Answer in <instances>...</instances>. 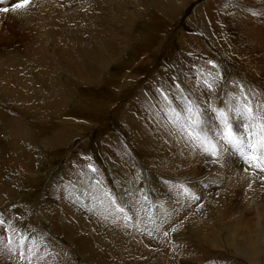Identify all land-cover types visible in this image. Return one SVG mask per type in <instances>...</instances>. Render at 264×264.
I'll return each mask as SVG.
<instances>
[{"label": "rangeland", "instance_id": "374dc122", "mask_svg": "<svg viewBox=\"0 0 264 264\" xmlns=\"http://www.w3.org/2000/svg\"><path fill=\"white\" fill-rule=\"evenodd\" d=\"M107 1L31 0L26 10L13 11L21 0H0V9H9L0 10V111L23 124V133L28 131L31 134V141L21 143L26 152L35 153L33 158L40 165L33 176L8 170L2 182L7 196L12 194L8 197L2 195L5 199L1 202L5 203L0 204V213L23 216V227L31 226L49 233L51 243L61 253V264H147L146 261L148 264L264 263V241L258 234L260 224L255 216V206H250L254 208L250 212L244 206L249 200L250 190L264 201V185L258 180L250 189L251 176H246L237 167L221 170L223 173L219 174L218 165L206 164L200 155H190L185 151L181 156L179 148L163 143L154 127L144 118L148 96L152 95L158 80L163 78L173 83L169 77L176 76V82L190 89L194 87L192 66L210 68L205 64L208 59L219 63L231 80H240L262 90L264 0H166L178 10L172 15L166 13L167 7H161L154 0ZM196 4H202L201 16L194 23L192 19L186 21L187 14ZM219 10L227 12L232 19L218 14ZM235 12L241 13L239 18H233ZM206 13L210 19H204ZM218 15L221 16L219 20ZM52 20L61 21L63 28L55 40H50L48 35L51 30L48 22ZM233 21L242 30L235 27ZM215 22L219 31L213 28ZM184 35L195 38L198 43H190V48L181 46L180 40ZM141 39L148 40L149 46L144 47ZM39 44L43 46L38 48ZM100 44L108 46L106 56L110 55L111 61L107 67H102L95 57L87 53L93 48L95 55L101 54ZM143 50H146V56L141 55ZM83 106L87 107L86 110ZM66 121L77 124L78 129L70 127ZM45 127H49L52 137L62 134L53 148H47L46 144L42 147L41 140L48 134ZM14 139L17 137L10 129L0 128V140L7 142L3 144L4 150L9 151ZM81 154L94 156L93 162L109 183L114 179H130L135 175L132 167L135 164L152 187L161 189L165 202L168 193L162 179L191 177L204 180L209 184L207 189H202L200 203L204 207L196 210L193 206L181 212L182 216L186 214L187 221L185 227L172 236V241L162 234L149 239L132 229L100 225L95 218L77 212L66 202L59 204L58 199L46 190L56 174L58 181L66 178L64 183L73 182L68 172ZM13 155L6 153L4 159L7 162L3 159L0 164L8 167L9 158ZM67 167H70L68 172ZM58 172H64L65 177H59ZM242 180L246 183H240ZM216 208L223 212L218 217L214 215ZM260 209L263 214L264 208ZM29 220L35 225L26 223ZM262 220L264 222V214ZM54 227H70L74 237L90 236L98 240L94 247L96 252H100L101 260L86 259V255L71 243L73 236L69 239L65 234L58 235ZM214 227H220L218 232ZM187 230L201 236L203 242L189 238L185 234ZM0 235H4L3 229H0ZM242 247L243 253H232L233 249L242 250ZM0 264H13V261L6 253L0 252Z\"/></svg>", "mask_w": 264, "mask_h": 264}, {"label": "snow or ice", "instance_id": "6c2138e0", "mask_svg": "<svg viewBox=\"0 0 264 264\" xmlns=\"http://www.w3.org/2000/svg\"><path fill=\"white\" fill-rule=\"evenodd\" d=\"M30 5L31 0H21L12 10H26ZM205 64L210 68L192 66L194 87L190 89L176 82V76L169 77L173 83L158 80L152 95L145 93L149 103L144 118L163 143L179 148L181 156L185 151L200 155L206 164L218 165L219 170L237 167L252 177L250 189L258 180L264 185V90L229 80L213 59ZM79 161L84 163L72 165L74 171L79 169V183L69 180L66 184L62 178L55 187L56 198L77 212L87 213L97 223L132 229L149 239L162 234L172 241L185 225L187 217L181 212L193 206L196 210L204 207L200 203L202 189L209 187L204 180L162 179L168 193L165 202L161 189L152 187L135 164V175L130 179L109 183L92 156L81 154ZM24 219L0 213V229L4 232L0 235V252L6 253L13 264H61V253L51 243L50 234L23 227Z\"/></svg>", "mask_w": 264, "mask_h": 264}, {"label": "bare ground", "instance_id": "6f19581e", "mask_svg": "<svg viewBox=\"0 0 264 264\" xmlns=\"http://www.w3.org/2000/svg\"><path fill=\"white\" fill-rule=\"evenodd\" d=\"M106 1V0H105ZM110 1V0H109ZM109 1H107V2H109ZM168 1V0H167ZM116 2V1H115ZM114 2V3H115ZM118 2H120V1H118ZM148 2H150V1H148ZM154 2H157L159 5H161V7L162 6H164V7H167V8H165L166 10H167V12L166 13H169V15L171 14H173V13H175V12H177L178 10L176 9V7L173 5V4H171L170 2H166V0H154ZM141 3V2H140ZM245 3V2H244ZM106 4V3H105ZM110 4V3H109ZM130 4V3H129ZM116 5H117V2H116ZM202 4H196L195 5V7L192 9V11H191V13H188L187 15H188V18L186 19V21H189L190 19H192V23H194L193 21H195V20H198L199 19V16H201V10H202V6H201ZM215 6H217V5H215ZM247 6V5H246ZM117 7V6H116ZM163 7V8H164ZM246 8V7H245ZM32 9V8H31ZM37 9V8H36ZM115 9V8H114ZM181 9V8H180ZM204 9V8H203ZM215 9V8H214ZM114 11H116V10H114ZM131 11V10H130ZM139 11V10H138ZM209 12V11H208ZM223 11L222 10H219V12H218V14L220 13V15H224L227 19L228 18H231L232 19V17H231V15H228L227 16V12H224V13H222ZM210 13V12H209ZM132 14V13H131ZM136 14V13H135ZM229 14V13H228ZM32 15V14H31ZM159 15V14H158ZM168 15V14H167ZM213 15V14H212ZM220 15H218V20L221 18V16ZM239 15H241V13L240 12H235V14L233 15V18H235V17H237V18H239ZM197 16H198V18H197ZM211 16V15H210ZM214 16H215V14H214ZM220 16V17H219ZM140 17H141V15H140ZM156 17V16H155ZM154 17V18H155ZM251 17V16H250ZM33 18V17H32ZM158 18V17H157ZM156 18V19H157ZM161 18V17H160ZM206 18H209V16H208V14L206 13V17H204V19H206ZM225 18V19H226ZM140 19V18H139ZM210 19V18H209ZM227 19H226V22H227ZM164 20V19H163ZM159 21V20H158ZM167 21H168V19H167ZM60 22L61 21H57V22H55V21H50V22H48V24H51L50 26H51V30L49 31V33H48V35H49V39L50 40H53V38H54V40H55V38H57V36H58V34L59 33H62L63 32V28L61 27V24H60ZM160 22V21H159ZM225 22V23H226ZM22 23V22H21ZM45 23V22H44ZM198 23V22H197ZM34 24V23H33ZM42 24V23H41ZM229 24V23H228ZM233 24L235 25V27H237L238 29H240V30H242V28H239V26H238V24H237V22L236 21H233ZM183 25V24H182ZM191 25V24H190ZM197 26V25H196ZM204 26V25H203ZM224 26V25H223ZM222 26V27H223ZM49 27V26H48ZM218 27H219V25L217 24V22H215L214 24H213V28H214V30L215 29H217L218 30ZM225 27V26H224ZM223 27V28H224ZM228 27V26H227ZM247 27V26H246ZM43 28V27H42ZM212 28V27H211ZM220 29H222L221 28V26H220ZM231 29V28H230ZM235 29V28H234ZM243 29L244 30H247V28H245V27H243ZM250 30V29H249ZM92 31H94L93 29H92ZM219 31V30H218ZM97 32V31H96ZM209 32H210V30H209ZM92 33V32H91ZM221 33V32H220ZM252 33V32H251ZM255 33V32H254ZM253 33V34H254ZM76 34V33H75ZM27 35V34H26ZM61 36V35H60ZM217 36V35H216ZM34 37V36H33ZM46 37H48V36H46ZM143 37V36H142ZM147 37V36H146ZM254 37H255V34H254ZM263 37V36H262ZM59 38V37H58ZM217 38V37H216ZM256 38V37H255ZM259 39V38H258ZM94 40V39H93ZM142 40V39H141ZM144 40V47L146 46H149V43H148V40L146 41L145 39H143ZM142 40V41H143ZM252 40H254V39H252ZM82 41V40H81ZM83 42V41H82ZM86 42V41H85ZM193 42H196V39L195 38H191V37H188V36H183L182 38H181V40H180V45L181 46H186V47H189L190 48V43H193ZM213 42H215V41H213ZM254 42V41H253ZM40 43V42H39ZM48 43V42H47ZM54 43V42H53ZM196 43H198V42H196ZM49 44V43H48ZM114 44V43H113ZM257 44H258V41H257ZM38 45V44H37ZM40 46H37L38 48H40L41 46H43V45H41V44H39ZM54 45V44H53ZM150 45H152L151 43H150ZM13 46V45H12ZM111 46V45H110ZM120 46V45H119ZM259 46V45H258ZM50 47V46H49ZM90 47V46H89ZM194 46H192L191 48H193ZM99 48H101V50H102V53L101 54H99L98 53V56L97 55H95V53H94V49L93 48H91V49H89L88 51H87V53L91 56V57H95V59L97 60V62H98V64H100V65H102V67H107L109 64H110V61H111V57H109L108 55V57L106 56V52L108 51V46H107V44H104V45H102V44H100V47ZM198 48V47H197ZM262 48H263V44H262ZM50 49V48H49ZM40 50V49H39ZM46 50V49H45ZM45 50H43V51H45ZM52 50V49H51ZM185 50V49H184ZM202 50V49H201ZM100 51V50H99ZM197 51V50H196ZM117 52V51H116ZM199 52V51H198ZM49 53V52H48ZM47 53V54H48ZM110 54V53H109ZM141 55H143V56H146V50H143L142 51V54ZM52 56V55H51ZM175 56V55H174ZM173 56V57H174ZM103 57V58H102ZM194 57V56H193ZM169 58V57H168ZM212 58V57H211ZM198 60V59H197ZM171 62V61H170ZM225 64V63H224ZM2 65V64H1ZM125 65V64H124ZM128 67V66H127ZM230 68H231V66H230ZM232 69V68H231ZM230 69V70H231ZM92 70H94V68L92 67ZM225 71V70H224ZM26 75V74H25ZM59 79V78H58ZM255 79V78H254ZM229 80H231V78L229 77ZM119 81V80H118ZM254 81V80H253ZM258 82V81H257ZM194 85V84H193ZM255 86H257V85H255ZM113 87V86H112ZM258 88V87H257ZM260 89H262V90H264V86H261L260 87ZM259 90V89H258ZM13 91V90H12ZM26 92V91H25ZM14 93V92H13ZM21 93V92H20ZM21 95V94H20ZM19 95V96H20ZM29 95V94H28ZM111 101V100H110ZM82 105V104H81ZM83 108L86 110V108L87 107H84L83 106ZM121 110H122V108H121ZM123 111V110H122ZM63 121H65V120H63ZM71 122V121H70ZM70 122H67L66 121V123H68L69 124V126L70 127H74V128H77L78 129V125L77 124H74V123H70ZM43 123H44V121H43ZM132 123V122H131ZM51 127V126H50ZM135 127H136V125H135ZM0 128L1 129H3V130H5V131H8L9 129L11 130V132L13 133V134H15L16 135V137H17V139H14L12 142L13 143H10V146H9V151H7V150H4V147H3V144L5 145V143H7V142H4V141H2V140H0V162L4 159V157H5V155H6V153H9V152H11V154H14L13 156H11L10 158H9V166L7 167V165H5L4 166V164H3V166H2V163H3V161H2V163L0 164V204L1 205H3V203H5V202H1V199L2 200H4L5 198H2V197H4V196H2V195H5V196H7V189H5V183L4 182H2V178H4L5 177V175H6V173L8 172V170H14L15 172H17L18 174H23V173H26V174H28V175H31V176H33L34 175V172L36 171V169L37 168H39L40 167V165H39V163H37V161H36V159H34L33 158V156H34V154H29L28 152H26L25 150H24V146H23V142H26V141H31L33 138H30V137H32L31 136V134L28 132V131H25L24 133H23V131L25 130V127H24V125L23 124H21L19 121H17L16 120V118L14 119V118H12L10 115H8V114H6L5 112H1L0 111ZM45 128H47L46 130L48 131V134H47V137L45 138V139H42L41 140V144H42V147H44L45 146V144H46V146H47V148H51V146H52V148L53 147H55L54 146V143H56L57 141H60V139H61V136L60 135H62L61 133H58L55 137H52L50 134H49V127H45ZM137 128H139V127H137ZM142 131V130H141ZM58 131H56V133H57ZM60 132V131H59ZM140 132V131H139ZM35 134V133H34ZM36 138V137H35ZM30 139V140H29ZM36 140V139H35ZM115 140V139H114ZM21 141H22V143H21ZM55 141V142H54ZM116 141V140H115ZM138 141V140H137ZM143 141H144V139H143ZM16 144H15V143ZM20 142V143H19ZM115 143V142H114ZM8 144H9V142H8ZM113 144V143H112ZM131 144V143H130ZM64 145V144H63ZM138 145V144H137ZM37 146V145H36ZM34 147V146H33ZM101 149V148H100ZM53 150V149H52ZM56 150V149H55ZM101 151V150H100ZM92 154V153H91ZM48 155V154H47ZM94 157V156H93ZM75 158V157H74ZM128 158V157H127ZM73 159V158H72ZM122 159V158H121ZM7 160V159H6ZM123 160V159H122ZM4 161H5V159H4ZM70 161V160H69ZM5 162H7V161H5ZM82 162V161H81ZM76 163H79V161L77 160L76 161ZM122 163V165H123V162H121ZM8 164V163H7ZM66 166V165H65ZM5 167V168H4ZM72 167V166H71ZM219 167V166H218ZM70 167H67L66 168V171L68 172V169H69ZM234 168H236V167H234ZM214 169V168H213ZM213 169H211V170H213ZM215 169H216V167H215ZM211 170H210V172H211ZM216 170H218V169H216ZM79 171V169L77 168L75 171H74V169L73 168H71L70 170H69V172L68 173H70V175L72 176V179H73V182H75V183H79V180H78V175L76 174L77 172ZM122 171V170H121ZM220 172H219V174L220 173H223L221 170H219ZM125 172V171H124ZM59 173V172H58ZM208 173V172H207ZM227 173V172H226ZM235 173H236V171H235ZM35 174H37V173H35ZM210 174V173H209ZM233 174V173H232ZM237 174L238 175H241L240 173H238L237 172ZM68 176H69V174H67ZM67 175H66V177H67ZM40 176V175H39ZM62 176H64V172H61V173H59V177H62ZM70 176V177H71ZM75 178H74V177ZM219 176V175H218ZM227 176V175H226ZM65 177V176H64ZM222 177H223V175H222ZM240 177V176H239ZM233 178V177H232ZM243 178V177H242ZM66 179V178H65ZM68 179V178H67ZM129 179V178H128ZM252 179V177L249 179V180H251ZM34 180L35 181H37L38 180V178L37 177H35L34 178ZM75 180V181H74ZM57 182H58V179H57V174H56V176L50 181V183H49V185H47V187H46V190H47V193L50 195H53V196H55L56 197V192H55V187H56V184H57ZM227 183V182H226ZM240 183H246V182H243V180L242 181H240ZM214 184H215V182H214ZM244 186H246V184L245 185H243V187ZM228 187V186H227ZM234 187V186H233ZM7 188V187H6ZM220 188V187H219ZM3 189H5L6 190V193H4V190ZM10 189V188H9ZM12 190V189H11ZM221 190H223L222 188H221ZM9 192V191H8ZM11 192V191H10ZM4 193V194H3ZM11 194H12V192H11ZM10 194V195H11ZM10 195H8V196H10ZM205 195V194H204ZM222 195V194H221ZM7 196V197H8ZM8 199V198H7ZM248 202L247 203H245L244 204V206H245V210L246 211H248V212H250V210H252V209H256V213H255V216H256V218H257V221H258V224H260V227H259V237H260V239L261 240H263L264 241V222H263V220H262V216H263V214H262V212H260L259 210H261L260 209V207H262V208H264V201L263 200H261L260 201V198L257 196V197H255V195L254 194H252V191L250 190V196L248 197ZM220 200H222V199H220ZM59 201V204L61 203V200H58ZM230 202H231V200H229ZM214 202V201H213ZM221 202V201H220ZM246 202V201H245ZM43 203V202H42ZM228 203V202H227ZM45 204V203H44ZM221 204V203H220ZM251 205H254L255 207L254 208H250V206ZM43 209H44V207H43ZM222 210H223V208H222ZM205 212H207L208 213V211H205ZM203 213V212H202ZM210 213V212H209ZM223 212L221 211V210H218L217 208H216V211H215V213H214V215L216 216V217H218L220 214H222ZM23 215V214H22ZM70 216V215H69ZM202 216H205V215H202ZM215 216H214V218H215ZM229 217H231V215H229ZM36 217H34V219H35ZM193 218H194V216H193ZM192 218V219H193ZM220 218V217H219ZM219 218H217V220L219 219ZM224 218V217H223ZM228 218V217H227ZM50 219H52V218H50ZM191 219V218H190ZM209 219V218H208ZM216 219V218H215ZM201 220V219H200ZM207 220V219H206ZM226 220V219H225ZM58 221V220H57ZM62 221H63V219H62ZM81 221V220H80ZM187 221V220H186ZM212 221V220H211ZM215 222V221H214ZM26 223H28L29 225H35L34 223H33V221L32 220H29V222H27L26 221ZM52 223V222H51ZM190 223V222H189ZM217 223H220L219 221L217 222ZM193 224H195V222L193 223ZM213 224V223H212ZM101 225V224H100ZM206 225V224H205ZM210 225H211V223H210ZM254 225V224H253ZM91 226V225H90ZM187 226L189 227L190 225H188L187 224ZM31 227V226H30ZM185 227V226H184ZM187 227V228H188ZM206 227V226H205ZM213 227V226H212ZM32 228V227H31ZM114 228V227H113ZM194 228H195V226H194ZM204 228V227H203ZM215 228V230L217 231L219 228H216V227H214ZM226 228V227H225ZM222 229V228H221ZM54 230H55V232H57L58 233V235H67L68 236V238L70 239L72 236H73V234L70 232L71 230H72V228H70V227H65V228H62V227H54ZM213 230V229H212ZM205 231V230H204ZM54 232V233H55ZM218 232V231H217ZM253 232V231H252ZM204 233V232H203ZM202 233V234H203ZM208 233V232H207ZM185 234L189 237V238H191L192 240H194L195 242H198V243H200V242H203V238L201 237V236H196L195 235V233H193V232H190V231H186L185 232ZM75 235V234H74ZM93 235V234H92ZM79 236V235H78ZM100 236V235H99ZM186 236V237H187ZM206 236V235H205ZM249 236V235H248ZM124 237H125V235H124ZM251 237V236H250ZM249 237V238H250ZM188 238V239H189ZM211 239V238H210ZM233 239V238H232ZM147 240V239H146ZM212 240V239H211ZM234 240H236V239H234ZM123 241H126V240H124L123 239ZM232 241V240H231ZM234 242V241H233ZM71 243L75 246V248H76V250H78V251H80L82 254H85L86 256V259H88V260H101V254H100V252H96V249H95V247H94V245L95 244H98L99 243V241L98 240H95V239H92L90 236L89 237H74L73 236V238H71ZM124 243H126V242H124ZM120 244H122L123 245V243H120ZM249 244V243H248ZM226 245V244H225ZM97 246V245H96ZM142 246V245H141ZM100 247V246H99ZM98 247V248H99ZM108 247V246H107ZM114 247H115V249L117 248V246H115L114 245ZM114 247L112 246V248L114 249ZM126 247V246H125ZM97 248V249H98ZM105 248V247H104ZM129 248V247H128ZM127 248V249H128ZM143 248V247H142ZM113 249H112V251H113ZM129 249H131V248H129ZM105 250V249H104ZM107 251V250H106ZM127 251V250H126ZM138 251V250H137ZM243 251H244V248L242 247V250H240V248L239 249H237V250H232V253L233 254H238L239 252H242L243 253ZM60 252V251H59ZM111 252V251H110ZM109 252V253H110ZM117 252V251H116ZM132 252V250L130 251V253ZM134 252H136V251H134ZM80 253V254H81ZM102 253V252H101ZM108 253V252H107ZM129 253V252H128ZM115 254V253H114ZM117 254V253H116ZM126 254V253H125ZM103 255V254H102ZM118 255V254H117ZM117 255H115V256H117ZM247 255H249V254H247ZM105 256V255H104ZM107 256V255H106ZM148 256V255H147ZM232 256V255H231ZM257 256V255H256ZM149 257V256H148ZM102 258H105V257H102ZM113 258H114V256H113ZM248 258H250V257H248ZM252 259V258H251ZM63 260V259H62ZM106 260H108V259H106ZM102 261H104V260H102ZM101 261V262H102ZM66 262V261H65ZM112 262V261H111ZM110 262V263H111ZM122 262H124V260H122ZM147 262V264H148V261H146ZM155 262V261H154ZM159 261H157V263H158ZM106 263H108V262H106ZM169 263V262H168ZM264 264L263 263V261H261V262H259L258 264ZM63 264H64V262H63ZM124 264H125V262H124ZM128 264V263H127ZM146 264V263H145ZM155 264H156V262H155Z\"/></svg>", "mask_w": 264, "mask_h": 264}]
</instances>
